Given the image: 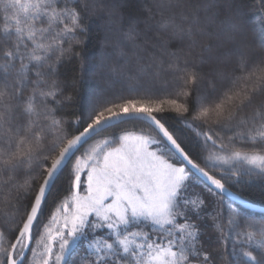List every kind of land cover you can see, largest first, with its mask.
Masks as SVG:
<instances>
[{"label":"snow or ice","instance_id":"6c2138e0","mask_svg":"<svg viewBox=\"0 0 264 264\" xmlns=\"http://www.w3.org/2000/svg\"><path fill=\"white\" fill-rule=\"evenodd\" d=\"M128 2L0 0V264H264V35L235 0Z\"/></svg>","mask_w":264,"mask_h":264},{"label":"trees","instance_id":"16d2710c","mask_svg":"<svg viewBox=\"0 0 264 264\" xmlns=\"http://www.w3.org/2000/svg\"><path fill=\"white\" fill-rule=\"evenodd\" d=\"M235 2L243 13L250 35H264V3H262V0H235ZM127 7L129 10H134L136 7V0H129ZM79 39L82 43L75 51L81 53L82 59H69L60 68V78L68 82L67 92L74 97V102L66 108V114L69 117L78 113L81 106L86 103L88 91L89 89L91 90L96 83L91 75L94 61L99 60L103 52L112 51L115 37L113 34L109 33L107 24L104 20L94 19L88 23V31L80 35ZM82 63L88 69V72L83 79L76 82V86L73 88V79L80 75ZM67 186V181H64L63 187L67 188ZM240 190L243 191L248 201L264 206V187L260 186L259 183L245 186ZM248 211L256 215H264V213L249 209Z\"/></svg>","mask_w":264,"mask_h":264},{"label":"water","instance_id":"95a60500","mask_svg":"<svg viewBox=\"0 0 264 264\" xmlns=\"http://www.w3.org/2000/svg\"><path fill=\"white\" fill-rule=\"evenodd\" d=\"M249 204L251 205L248 209L252 210V211H256V212H260V213H264V206L252 203L249 201Z\"/></svg>","mask_w":264,"mask_h":264},{"label":"rangeland","instance_id":"374dc122","mask_svg":"<svg viewBox=\"0 0 264 264\" xmlns=\"http://www.w3.org/2000/svg\"><path fill=\"white\" fill-rule=\"evenodd\" d=\"M107 46V45H106ZM92 90V89H91ZM91 90L89 89V91H88V95H89V93L91 92Z\"/></svg>","mask_w":264,"mask_h":264}]
</instances>
